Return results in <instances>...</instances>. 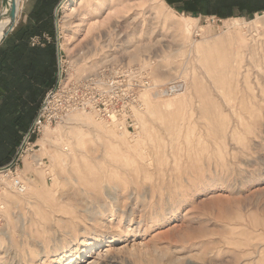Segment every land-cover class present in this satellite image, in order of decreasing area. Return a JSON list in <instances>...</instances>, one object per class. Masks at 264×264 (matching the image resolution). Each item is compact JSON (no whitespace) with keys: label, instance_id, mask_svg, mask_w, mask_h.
Returning <instances> with one entry per match:
<instances>
[{"label":"rangeland","instance_id":"374dc122","mask_svg":"<svg viewBox=\"0 0 264 264\" xmlns=\"http://www.w3.org/2000/svg\"><path fill=\"white\" fill-rule=\"evenodd\" d=\"M66 4L58 15L66 80L108 66L138 67L155 86L184 82L186 88L165 98L145 91L134 110L135 129L116 121L121 128L113 138L68 125L69 114L25 143L33 123L0 167H7L0 171V264H264V12L220 19L167 4L174 16L160 10L161 0ZM33 5L20 2L17 27L29 25ZM4 7L0 0V13ZM257 15L261 20L250 24ZM182 16L196 20L190 33L176 29ZM230 19L249 24L229 32ZM9 24L2 21L0 37ZM208 119L221 134L229 132L226 141ZM70 127L82 135H71ZM192 132L206 147L200 162L187 153L180 158ZM77 151L88 158L61 161ZM125 151L147 156L136 162ZM156 151L166 155L146 172L142 166L155 161Z\"/></svg>","mask_w":264,"mask_h":264},{"label":"trees","instance_id":"16d2710c","mask_svg":"<svg viewBox=\"0 0 264 264\" xmlns=\"http://www.w3.org/2000/svg\"><path fill=\"white\" fill-rule=\"evenodd\" d=\"M29 25L18 26L0 45V167L16 154L21 136L34 123L47 94L57 84L54 11L61 0H31ZM194 17L245 18L264 12V0H165ZM51 41L48 42L45 37ZM42 39L32 46V38Z\"/></svg>","mask_w":264,"mask_h":264},{"label":"built area","instance_id":"2783aa9c","mask_svg":"<svg viewBox=\"0 0 264 264\" xmlns=\"http://www.w3.org/2000/svg\"><path fill=\"white\" fill-rule=\"evenodd\" d=\"M34 44V43H33ZM67 69L61 63V78L48 94L51 98L44 104L25 137V143L35 134L41 133L44 126L57 123L74 112L96 114L107 122L121 121L127 130L135 129L134 110L141 106L142 94L150 90L157 98L173 97L185 90L184 82L167 86H155L148 72L138 67H106L88 77L66 80ZM15 188L25 191L20 180Z\"/></svg>","mask_w":264,"mask_h":264},{"label":"bare ground","instance_id":"6f19581e","mask_svg":"<svg viewBox=\"0 0 264 264\" xmlns=\"http://www.w3.org/2000/svg\"><path fill=\"white\" fill-rule=\"evenodd\" d=\"M22 0H17V4H18V8H19V10H21L20 9V2H21ZM73 0H69L68 2H67V4H69V3H71ZM147 3H151V1H146ZM158 2H159V0H158ZM161 2H162V5H160L159 4V8H160V10H162V11H165V12H168V13H170V14H172V15H174V16H176V14H175V12H174V10L173 9H171L165 2H164V0H161ZM156 3V2H155ZM66 4V5H67ZM3 10H4V12H6V8L4 7L3 8ZM19 10H18V15H19ZM20 17V16H19ZM19 17H17V18H19ZM183 17V16H182ZM261 16H259V15H257V19L255 20V21H253V22H250V24H254V23H258L260 20H261ZM182 19V23H181V25H179V27L177 28L176 27V29H179V30H181L183 33H185V34H187V33H190V30H191V26H192V23L194 22V21H196L195 19H193L192 17H183V18H181ZM7 21H9L8 19H6ZM6 22V21H5ZM226 22V24H227V26H228V29H229V32H230V30L231 29H234V28H237V27H239V25H244V24H249L248 22H246V21H244V20H239V19H230V20H227V21H225ZM2 23V22H1ZM1 23H0V26H1ZM6 25V23H4L3 24V26H5ZM3 30H4V32H5V30L6 29H4V28H2ZM194 29V28H193ZM3 32V33H4ZM228 32V33H229ZM230 34V33H229ZM3 36H4V34H3ZM3 36L2 37H0V40L3 38ZM191 39V38H190ZM217 41V40H216ZM189 44V43H188ZM193 47V46H192ZM87 56V55H86ZM79 57V56H78ZM132 61H135V60H137L138 58H139V54H138V52L137 53H134L133 55H132ZM77 61V60H76ZM81 61V60H80ZM79 62V61H78ZM237 84V83H236ZM236 88H237V86H236ZM181 95H184V93L182 94H179V95H177V96H181ZM237 96V95H236ZM177 98V97H176ZM167 107H171V105H168ZM164 109V108H163ZM73 114V113H72ZM69 115V118H68V120L66 121V122H69V124L68 125H75V124H79V125H81V126H83V127H85V128H87V130H88V132H90V133H96V135H97V137L99 138V139H103V138H113V137H117L118 135H117V132L118 131H120V126L117 124V122L116 121H113V122H111L110 124V126H112V127H110L109 125H107V124H105V125H99V124H97L94 120H93V118L91 117V116H89V115H84V114H81V113H77V114H73V115ZM89 114H92V113H89ZM96 119V118H95ZM210 119V118H209ZM208 119V122H210V123H212L211 125H214V122H212V120L210 121ZM104 123V122H103ZM224 125V124H223ZM209 126H210V124H209ZM211 127V126H210ZM214 127H215V129L216 130H214L213 132L218 136V139H220V140H224V141H226L227 140V137L229 136V132H226L225 134H221V132L219 131V130H217V128H216V125H214ZM213 127V128H214ZM69 129V133L71 134V135H76L77 137H79V136H81L82 135V133L79 131V130H77V129H75L74 127H70V128H68ZM86 133H84V135H85ZM45 138L46 139H49V133H47V134H45ZM212 145V144H211ZM206 147L204 146V142H203V140H202V137L201 136H196V135H194V132H192L191 133V135H190V138H189V140H188V144H187V147H186V149H185V151L183 152V153H181L180 154V158H182L183 157V155H184V153H185V156H186V153H187V157H188V160L190 161V162H192V161H196V162H200L202 159H203V153L205 152V149ZM165 152V151H164ZM164 152H161V151H156L155 152V154H156V159H155V161L152 163H150V164H146V165H143L142 167H143V170H145L146 172H149V171H151L152 169H154L155 170V165L156 164H159L160 162H161V158L162 157H164L166 154L164 153ZM94 153V152H93ZM122 156L124 155V156H129V158H132L133 159V161H136V162H139V161H144L145 160V156H147V152L145 153V152H133V151H125L124 153H122L121 154ZM152 155H154V152H153V154ZM80 156H84V157H86V155H84L83 153H81L80 151H77V154L76 153H74L73 155H69V156H66V158H64L63 160H61L63 163H74V164H76L77 162H78V160H79V158H80ZM155 157V156H154ZM86 158H88V157H86ZM156 163V164H155ZM65 165V164H64ZM127 170V169H126ZM157 170V169H156ZM156 172V171H155ZM127 174V173H126ZM158 174V176H159V172L157 173ZM155 175H156V173H155ZM169 179V178H168ZM171 179H175V177L173 176V175H171V177H170V180ZM0 181L2 182L3 180L1 179V177H0ZM4 182V181H3ZM14 182H15V180H14ZM9 186V185H8ZM10 187V186H9ZM12 187V186H11ZM26 188V187H25ZM152 189H153V191H154V188H155V186L153 185V187H151ZM26 190V189H25ZM9 192V191H8ZM34 194V192L32 193V192H29V193H27V194H25V196L26 197H31L32 195ZM134 196V195H133ZM24 200V199H23ZM138 200V199H137ZM17 203V202H16ZM19 204V203H18ZM242 229V230H241ZM245 229V228H244ZM238 231V230H237ZM240 231H244L243 230V228H240ZM248 231V230H247ZM250 231H252V230H250ZM237 233V232H236ZM240 233V232H239ZM241 234V233H240ZM255 234V233H254ZM254 234H252V235H254ZM245 235V234H244ZM261 235V234H260ZM264 235V234H263ZM238 236H239V234H238ZM241 236V235H240ZM243 236V235H242ZM257 236V235H256ZM258 236H259V234H258ZM252 237V236H251ZM263 237V236H262ZM261 237V238H262ZM256 238V237H255ZM260 238V237H259ZM259 238L257 239V240H259ZM240 239V238H239ZM254 239V238H253ZM249 240V239H248ZM236 242H238V243H240V245H241V242H243V244H244V240H242L241 239V241L240 240H236ZM249 242H250V240H249ZM255 242H256V240H255ZM244 245H246V243L244 244ZM250 250V249H249ZM262 252V251H261ZM246 254V253H245ZM244 254V255H245ZM247 255V254H246ZM183 258V257H182ZM188 262V261H187ZM241 263V262H240Z\"/></svg>","mask_w":264,"mask_h":264},{"label":"water","instance_id":"95a60500","mask_svg":"<svg viewBox=\"0 0 264 264\" xmlns=\"http://www.w3.org/2000/svg\"><path fill=\"white\" fill-rule=\"evenodd\" d=\"M68 0H61L58 6L55 9V25H56V34H57V57H58V68H59V73H58V80L57 82L60 81L61 78V44H60V31H59V20H58V15L59 11L62 8V6L67 3ZM5 3V8L7 9L6 12H1L0 13V23L6 19L10 21V24L8 28L4 32L3 38L0 40V45L5 41V39L15 30L17 27V17H18V4L17 0H3ZM52 94H49L43 105L51 98ZM43 110V106L41 107L40 111ZM30 135V132L28 133L27 136ZM7 168V167H6ZM6 168H1L0 171L5 170Z\"/></svg>","mask_w":264,"mask_h":264}]
</instances>
